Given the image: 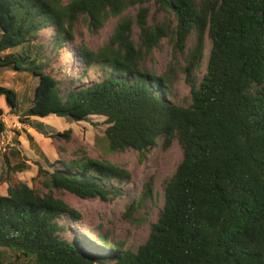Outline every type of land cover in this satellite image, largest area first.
Wrapping results in <instances>:
<instances>
[{"label": "trees", "instance_id": "16d2710c", "mask_svg": "<svg viewBox=\"0 0 264 264\" xmlns=\"http://www.w3.org/2000/svg\"><path fill=\"white\" fill-rule=\"evenodd\" d=\"M150 2L0 0V70L38 80L26 108L17 90L0 85L21 123L45 137L70 140L71 130L56 131L40 118L97 117L106 125L111 153L145 155L161 138L168 145L177 139L183 151L162 183L157 219L135 249L75 229L82 214L57 196L126 195L130 171L89 156L55 164L38 158L40 188L19 182L0 195V264H264V0H154L173 20L153 24ZM136 6V18L122 16L99 51L76 46L75 67L82 72L75 81L63 83L49 71L61 49L74 46L79 19L97 32ZM47 29L51 40H39ZM192 35L196 44L183 68L191 103L183 106L171 98L172 75L151 72L143 62L166 37L177 61ZM206 39V72L198 80ZM2 115L0 108V135ZM29 161L19 146H8L0 155V181L9 183Z\"/></svg>", "mask_w": 264, "mask_h": 264}, {"label": "rangeland", "instance_id": "374dc122", "mask_svg": "<svg viewBox=\"0 0 264 264\" xmlns=\"http://www.w3.org/2000/svg\"><path fill=\"white\" fill-rule=\"evenodd\" d=\"M63 1L67 3L69 0ZM148 6L150 23L173 20V16L159 9V5L154 0H151ZM138 7L130 8L118 17L109 18L97 32L92 31L87 20L79 19L73 29L74 46L71 47L73 44L67 43L53 58L54 69L49 71L63 83L75 81L82 72L75 67L77 55L74 50L76 46H85L93 52L99 51L100 47L109 40L117 21L124 15L135 19ZM51 32L50 29L44 30L39 40H51ZM137 34L138 28L135 26L133 35L136 39ZM195 44L196 36L192 35L188 40L185 53L178 55L176 61L173 59L172 43L168 37L163 38L160 45L154 48L143 62V67L151 72L158 75H172L174 80L171 98L175 103L183 106L191 103L190 88L186 83L183 68L188 62L187 54ZM209 49L210 43L206 39L204 58L201 66L195 70L198 80L206 72ZM96 75L93 72L90 73L92 78H96ZM31 77L23 71H11L5 68L0 70V85L18 91V99L22 108L28 106L27 94L32 96L38 83L37 78ZM0 108L3 110L2 120L6 126L5 131L0 135V155L5 147L8 149V146L15 145L19 146L23 155L30 160L26 170L11 174L9 183L0 181V195L7 194L9 184L19 182H26L35 188H40L37 166L33 163L40 157L47 158L54 164L58 160L68 162L84 156L109 161L131 172L132 181L126 187V195L107 200L99 197L83 199L68 191H60L57 192V196L82 214V220L75 227L79 231L87 232L94 237L99 233L106 234L108 243L114 245L123 242L125 249L129 247L135 249L146 240L151 223L156 221L158 211L164 204L162 183L175 172L183 157V151L177 139H173L168 145L166 140L161 138L158 144L145 155L134 149L111 153L107 150V140L104 137L106 125L101 118L95 117L90 121L81 122H73L56 115L40 118L56 131L71 130L70 140L55 139L45 137L21 123L18 117L11 113L4 95H0Z\"/></svg>", "mask_w": 264, "mask_h": 264}, {"label": "built area", "instance_id": "2783aa9c", "mask_svg": "<svg viewBox=\"0 0 264 264\" xmlns=\"http://www.w3.org/2000/svg\"><path fill=\"white\" fill-rule=\"evenodd\" d=\"M6 148H4V150H5Z\"/></svg>", "mask_w": 264, "mask_h": 264}]
</instances>
